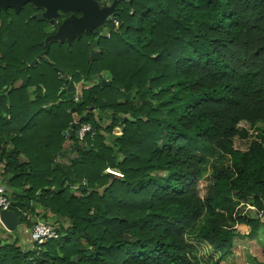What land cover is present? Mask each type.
<instances>
[{
  "label": "trees",
  "instance_id": "16d2710c",
  "mask_svg": "<svg viewBox=\"0 0 264 264\" xmlns=\"http://www.w3.org/2000/svg\"><path fill=\"white\" fill-rule=\"evenodd\" d=\"M40 9L0 8V177L12 210L45 208L59 238L1 242L0 264H208L190 232L218 264L238 229L258 233L237 208L264 209V0H121L109 37L47 46L58 25L46 32ZM83 122L93 141L76 140ZM191 143L230 160L203 194Z\"/></svg>",
  "mask_w": 264,
  "mask_h": 264
},
{
  "label": "water",
  "instance_id": "95a60500",
  "mask_svg": "<svg viewBox=\"0 0 264 264\" xmlns=\"http://www.w3.org/2000/svg\"><path fill=\"white\" fill-rule=\"evenodd\" d=\"M121 0H113L111 3H107L105 6L100 7L97 0H0V8L8 9L12 8L16 12H19L24 4L32 3L38 8H42L36 14L39 19H47L51 25H53L57 19L60 18L61 12L79 11L81 12L80 17H66L64 18L57 27L56 32L49 35L42 45H48L50 40L67 41L70 43L75 37H80L83 32H92L96 28L102 30L106 24V21L110 18L119 20L118 12L116 11V5ZM36 62L33 60L32 64ZM61 75L65 76V82L67 84L68 96L74 98V82L67 78L63 70L57 69ZM103 78L102 75H99ZM90 109H94V105L90 106ZM114 118V116H112ZM117 120H121L122 116L117 115ZM126 119V117H124ZM76 121H73L69 128L63 131V136L71 139ZM76 140L79 141L77 133L75 131ZM78 148L77 146L75 147ZM65 150H63L64 152ZM0 222L8 231L15 230L19 225L22 224V220L14 210L1 211ZM76 260V257H74Z\"/></svg>",
  "mask_w": 264,
  "mask_h": 264
},
{
  "label": "rangeland",
  "instance_id": "374dc122",
  "mask_svg": "<svg viewBox=\"0 0 264 264\" xmlns=\"http://www.w3.org/2000/svg\"><path fill=\"white\" fill-rule=\"evenodd\" d=\"M113 0H101V4L103 5L104 2L106 3H111ZM119 9H122L120 6H118ZM2 24V20L0 18V26ZM110 26H117V21H115L114 19L112 20L111 22V25ZM110 26H104V28L102 30H100L99 32V35L102 36V37H109V34H110ZM54 25H51L50 24V27H47L46 29V32L50 33L52 31H54ZM34 65V64H33ZM104 81H107L106 78H108L105 74H101ZM20 82H17L15 84V86L19 85ZM90 84V83H88ZM78 96V94H77ZM75 98V97H74ZM189 147L191 148H197L201 155L205 157L206 159V162L205 164L202 166V175L200 177V180H199V184H200V191L201 193H206L210 187L212 186L213 182H214V179H215V169H229L230 168V160H229V156L225 155V154H222V153H219L217 152L216 150H213V149H210V148H203V147H199V146H196L194 143H191L189 144ZM123 159V156L121 154L118 155L117 157V161L118 162H121ZM117 169V168H116ZM82 186L86 185V181L84 180L82 183ZM73 188V191L75 193V195L77 196H81L83 195L82 192L79 190V185L75 186V187H72ZM245 203L246 202H241L238 206V212L240 214H243V215H249V216H252L253 218L255 219H259L260 223H261V227H263V229H260L261 230V233L259 235H257L256 237V240H255V245H254V248L256 249V245L258 247V245L260 246L261 249H264V216L263 217H259L258 216V213L259 211H264V209H259L257 206H254L252 207V209H248L246 208L245 206ZM31 214H32V217H40V218H44V220H47V221H52L54 223H58L56 220H55V215L53 213H50L48 211L45 210V208L43 207H38L35 209V212L31 211V210H28ZM243 212V213H241ZM207 221V216H203L200 223L203 224V223H206ZM23 224V223H22ZM21 224V225H22ZM67 224V221L64 220V225ZM21 225H19L15 230H18ZM14 231V230H13ZM238 234L235 235L236 237L239 236V237H244V235L240 234L243 232V229H238ZM27 233V232H26ZM257 234V233H256ZM254 234V235H256ZM252 235V236H254ZM252 236H249V237H252ZM247 237V236H245ZM187 239L193 244V245H196L197 246V255H198V261L201 263V261H209L207 262L208 264H217L215 261L216 257H218V254H214V252L212 253H208L206 254V252L202 249V246L200 244H198V240L196 239L195 237V233L194 232H190L188 235H187ZM5 243L7 242L6 239H2L0 237V243ZM238 242H241V241H238ZM249 246L247 245H241V249H244V252L241 253L242 256L244 257L243 260H241L240 256L239 258H236L235 260L233 261H255V264H257L256 262L257 261H264V253H260L256 256H254L253 258L250 257V249L248 248ZM35 248V246H34ZM22 250H25V247H21ZM258 252H260L259 250H257ZM264 252V250H263ZM211 254V255H210ZM76 257V256H74ZM227 257V256H226ZM226 257H224L222 260L226 261ZM248 257H249V260H248ZM77 259V257H76ZM213 261V262H211Z\"/></svg>",
  "mask_w": 264,
  "mask_h": 264
},
{
  "label": "built area",
  "instance_id": "2783aa9c",
  "mask_svg": "<svg viewBox=\"0 0 264 264\" xmlns=\"http://www.w3.org/2000/svg\"><path fill=\"white\" fill-rule=\"evenodd\" d=\"M76 133L79 141H83L84 139H90V141H93L94 137L98 133V130L92 124L83 122L78 124ZM102 173L123 176L118 169L111 167H106ZM14 206L13 201L7 195L5 189L0 188V212L12 210ZM18 211L20 212L19 217L21 218L22 223L26 225L29 230V237L32 245L35 247L39 248L47 241L59 238L57 223L44 220L37 216L32 217V214L28 211V209L18 208ZM258 216L263 217L264 211H259ZM28 223L31 225L28 226Z\"/></svg>",
  "mask_w": 264,
  "mask_h": 264
},
{
  "label": "crops",
  "instance_id": "0c3cea01",
  "mask_svg": "<svg viewBox=\"0 0 264 264\" xmlns=\"http://www.w3.org/2000/svg\"><path fill=\"white\" fill-rule=\"evenodd\" d=\"M40 12V11H39ZM0 188L5 189L6 192L12 193L10 188H8L6 186L5 180L0 177ZM246 208L248 209H252L253 205L250 203H245ZM243 213V212H241ZM246 228V227H245ZM260 229H263V227H260ZM243 231H246L243 229ZM27 232V233H26ZM261 233V230L258 231V233L252 237H239V236H235L234 237V248L232 250V253L229 254L226 258V261L222 260L221 262H219L218 264H255V261H233L236 258H241V260L244 259V257L242 256L241 253L244 252V249H241V245H247L249 246L248 248L250 249V257L253 258L254 256L258 255V254H262L264 253L263 250L261 249L260 246L256 245V249L254 248L255 245V240L257 235H259ZM256 236V237H255ZM0 237L2 239H6V241H18V244L21 247H25V249L28 247L30 248L32 246V242L30 240L29 237V230L27 228L26 225L22 224L21 227L18 230H14V231H8L5 229V227L2 225V223L0 222ZM241 241V242H238ZM257 250H259L260 252H258ZM236 257V258H235ZM249 260V257H248ZM257 264H264V261H257Z\"/></svg>",
  "mask_w": 264,
  "mask_h": 264
},
{
  "label": "flooded vegetation",
  "instance_id": "af4514ba",
  "mask_svg": "<svg viewBox=\"0 0 264 264\" xmlns=\"http://www.w3.org/2000/svg\"><path fill=\"white\" fill-rule=\"evenodd\" d=\"M99 4H100V7H103L104 5H102L101 4V0H99ZM40 11H43V9L41 8L40 9ZM61 16H60V18L59 19H57L56 20V23H57V25H59L60 24V22L64 19V18H66V17H70V16H76V17H80L81 16V12H79V11H69V12H66V13H64V12H61V14H60ZM111 19V18H110ZM109 19V20H110ZM60 21V22H59ZM108 21V20H107ZM54 25V24H53ZM58 27V26H57ZM104 28V27H103ZM56 32V31H55Z\"/></svg>",
  "mask_w": 264,
  "mask_h": 264
}]
</instances>
